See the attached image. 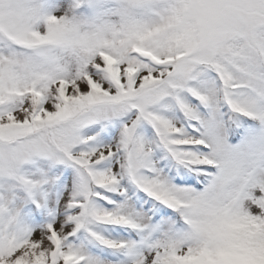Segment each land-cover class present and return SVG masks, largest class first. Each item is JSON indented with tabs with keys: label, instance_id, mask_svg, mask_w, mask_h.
Instances as JSON below:
<instances>
[{
	"label": "snow or ice",
	"instance_id": "obj_1",
	"mask_svg": "<svg viewBox=\"0 0 264 264\" xmlns=\"http://www.w3.org/2000/svg\"><path fill=\"white\" fill-rule=\"evenodd\" d=\"M0 264H264V0H0Z\"/></svg>",
	"mask_w": 264,
	"mask_h": 264
}]
</instances>
